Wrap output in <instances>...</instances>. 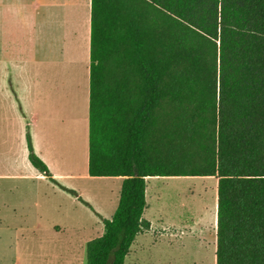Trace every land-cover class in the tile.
I'll return each mask as SVG.
<instances>
[{"label": "trees", "instance_id": "trees-1", "mask_svg": "<svg viewBox=\"0 0 264 264\" xmlns=\"http://www.w3.org/2000/svg\"><path fill=\"white\" fill-rule=\"evenodd\" d=\"M88 145L123 180L83 264H124L148 176L217 178L216 264H264V0H91Z\"/></svg>", "mask_w": 264, "mask_h": 264}, {"label": "rangeland", "instance_id": "rangeland-1", "mask_svg": "<svg viewBox=\"0 0 264 264\" xmlns=\"http://www.w3.org/2000/svg\"><path fill=\"white\" fill-rule=\"evenodd\" d=\"M41 29L39 128H49L53 135L54 146L49 149L52 169L82 175L88 165L84 159L85 149L88 152V122L86 126L76 121L77 127L71 118L88 114L89 73L84 62L85 50L81 49L80 41L68 39L67 27H56V33ZM60 37L68 40L65 45ZM33 45L30 40L9 41L7 48L13 60L7 65L8 70L15 71L22 48L32 51ZM6 85L11 91L9 81ZM10 101L13 159L21 160L20 109L14 93ZM44 118H53L54 123L43 122ZM7 168L2 164L0 170ZM17 168L12 165V170ZM60 182L81 192V199L77 200L70 191L53 188L48 180L39 181V195L34 180H0V199L3 202L6 198L15 209L0 217V264L85 262L87 241L101 235L94 224L96 214L85 201L109 219L111 213L107 209L117 196V181L76 177ZM215 182L213 176L150 181V210L146 216L152 214L149 217L153 225L150 231L136 237L124 264H216ZM23 211L27 212V218L19 216ZM179 221L186 222L188 228L179 227Z\"/></svg>", "mask_w": 264, "mask_h": 264}, {"label": "crops", "instance_id": "crops-1", "mask_svg": "<svg viewBox=\"0 0 264 264\" xmlns=\"http://www.w3.org/2000/svg\"><path fill=\"white\" fill-rule=\"evenodd\" d=\"M90 10L91 0H0V167L2 164L7 165L8 168L3 171L0 170V180H34L37 182L36 191L39 195V181L46 182L47 180L53 184V188L57 187L58 190L70 193L73 190L70 186H66L60 182V180H71L78 178L95 179L106 178L117 181V196L115 201L111 202V206L108 207L110 217L113 215L119 201V192L122 184L123 177L121 176H90L88 174V165L86 171L82 175H74L69 172H59L52 169L51 157L49 149L52 150L54 143L52 141L53 135L48 128H39V31H50L51 33L57 32L56 27H67L68 39L80 41V47L85 50L84 62L87 64L89 73V49H90ZM51 28V30H50ZM49 33V32H48ZM12 34V35H11ZM62 38L63 44L68 40L65 37ZM28 41L34 42L33 48L30 50L21 51V55L18 61H16L17 68L15 71L8 70L7 65L12 62V54L8 50L7 45L9 41ZM65 45V44H64ZM15 77V78H13ZM16 80V82H15ZM20 80V82H19ZM6 81L10 83V90L8 91ZM15 86H14V83ZM12 93V94H11ZM19 103V116L18 119L21 123V160L13 159V146H12V116L10 114L9 103L13 96ZM88 107H89V87H88ZM9 108V109H8ZM65 119L64 117H62ZM61 118V119H62ZM65 120L70 121L69 118ZM44 121L53 122V118H44ZM72 123L77 125H86L88 122V114H84L83 117L72 116ZM77 121V122H76ZM87 126V125H86ZM78 127V125H77ZM79 132V131H78ZM27 133L30 135L31 144L36 155L45 163L47 172H42L36 169L28 159L27 148ZM48 134V135H47ZM88 152L85 149V164L88 162ZM1 159L3 160L1 162ZM16 165L18 168L12 170V165ZM181 178L189 176H148L145 178V200L146 207L143 211V218L149 221L150 227L144 232L150 231L153 225L151 213L146 216L148 210H150V204L148 201L149 196V182H155L156 180H164L170 178ZM193 177V176H192ZM217 185V178H215ZM10 189H8V192ZM75 191V190H73ZM81 192L75 191L73 193L77 200L81 199ZM2 199V198H1ZM0 199V217L2 213L8 214L15 212L12 205L8 200ZM91 209L96 214V222L94 223L97 230L103 232V219L99 208H94L88 201ZM38 204V203H37ZM39 205V204H38ZM20 206V205H19ZM37 206V205H36ZM24 207V206H22ZM214 216L216 211L215 226L217 225V195L214 205ZM25 208V207H24ZM23 209V208H19ZM111 211V212H110ZM20 212V210H19ZM24 212V211H23ZM22 212L19 216L27 218V212ZM1 220V219H0ZM181 228H188L186 222L179 221L178 224ZM136 240V239H135ZM88 242V241H87ZM136 242V241H134Z\"/></svg>", "mask_w": 264, "mask_h": 264}]
</instances>
